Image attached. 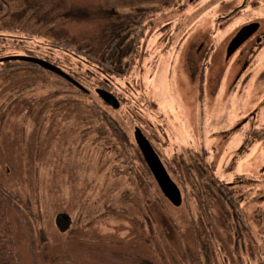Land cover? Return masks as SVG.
I'll return each instance as SVG.
<instances>
[{"label":"rangeland","instance_id":"1","mask_svg":"<svg viewBox=\"0 0 264 264\" xmlns=\"http://www.w3.org/2000/svg\"><path fill=\"white\" fill-rule=\"evenodd\" d=\"M166 1L34 0L44 17L41 29L54 32L37 38L41 42L55 33L69 34L71 26L78 28L76 32L83 37L87 27H102L147 11L151 24L143 39L140 60L127 77L113 80L122 102L119 109L108 107L98 97L99 72L86 79L88 66L64 53L26 41L6 47L0 59L25 56L31 51L37 58L76 73L74 79L131 140L135 129H142L165 166L175 154L188 150L204 154L220 180L234 183L233 191L254 235L264 236V41L253 48L249 43L242 46L239 54L243 52L246 69L235 82L201 89L195 85L193 75L201 48L203 53L223 51L243 25L251 21L264 24V0H248L228 21L221 17L245 0H173V5ZM59 17L65 20L63 24L49 22ZM6 63H0V72L8 66ZM19 74L11 71L0 75V184L33 205L38 196L42 216L40 225L31 222L36 234L32 242L25 228L15 222L22 264H158L153 251L132 233L130 223L138 221L139 204L134 192L127 190L125 180L103 174L94 156L88 161L85 155L68 154L74 139L80 137L77 133L83 119L59 117L56 126L48 130L39 122L46 112L45 103H36L42 90L16 92V86L30 83L28 77L15 79ZM109 198L124 208L125 217L104 213ZM81 208L83 211H78ZM157 210L154 204L151 214L155 223L161 220ZM60 213L72 218L66 233L55 225ZM181 214L187 216L185 207L170 208L169 216L176 224L161 214L172 236L166 244L167 253L158 249L166 264H181L168 249L169 244L177 243L178 233L173 226L179 225ZM182 231L185 235L191 233L186 226ZM155 236L153 233L152 238ZM166 256L171 258L168 263Z\"/></svg>","mask_w":264,"mask_h":264},{"label":"trees","instance_id":"2","mask_svg":"<svg viewBox=\"0 0 264 264\" xmlns=\"http://www.w3.org/2000/svg\"><path fill=\"white\" fill-rule=\"evenodd\" d=\"M172 1L166 2L175 4ZM50 19L49 22L54 24L65 22L62 17ZM43 20L41 8L34 0H0V57L8 46L17 47L26 41H35L38 47L64 53L88 66L84 73L88 80L95 71L99 72L98 76L102 77L97 85L100 87L103 86V79L121 80L132 72L142 55L143 39L151 24L149 14L143 10L115 19L102 27H87V32L81 31L86 32L83 37L76 32L78 28L71 26L69 34L57 36L55 33L54 37L41 42L37 38L49 36L52 31L41 29ZM26 55L35 56L31 51ZM6 64L8 66L0 75L17 71L21 74L16 75L15 79L28 77L30 80L29 84L16 86V92L22 94L26 90H42L36 103H45L43 110L46 112L39 122L45 124L48 130L56 126L59 117H70L74 121L83 119L79 122L77 133L80 137L74 139L75 143L67 150L68 154L76 157L85 155L88 161L94 156L96 167L103 174L105 172L111 178L125 180L127 190L134 192L135 202L139 204L138 221L130 223L134 229L132 233L153 251L158 264H166L158 249L167 253L166 244L172 236L167 233V221L161 214L172 219L169 210L173 206L159 189L135 141L101 105L92 100L90 92L81 91L38 65L25 62ZM61 69L75 78L76 73L72 74L63 67ZM173 173L184 198L179 208L185 207L187 216L181 214L179 225L173 226L178 239L175 246L168 245L173 248L168 247L169 252L175 254L170 256L181 264H264V236L254 235L235 193L217 177L213 165L202 156L193 166L177 164ZM108 200L102 209L104 213L125 217L124 208L114 200ZM36 201L37 204L33 205V202L0 184V264H22L15 222L25 228L32 242L36 234L31 222L37 225L42 222L38 196ZM154 204L160 223H155V217L152 218ZM78 211H83V208ZM11 215L18 220L14 221ZM172 220L175 223L174 218ZM185 226L189 227L190 234L185 235L182 231ZM152 229L155 238H152ZM39 234L43 236L42 231ZM31 256L36 259L32 246ZM166 259L167 263L171 261L170 257L166 256Z\"/></svg>","mask_w":264,"mask_h":264},{"label":"flooded vegetation","instance_id":"3","mask_svg":"<svg viewBox=\"0 0 264 264\" xmlns=\"http://www.w3.org/2000/svg\"><path fill=\"white\" fill-rule=\"evenodd\" d=\"M246 2H248V0H245L242 5L234 7L233 10L224 14L221 17V19L228 21L231 18H234L245 7ZM240 33L241 34L242 33L249 34V37L244 42H242L241 44H238L235 46L234 41L238 38ZM263 41H264V24H261L258 21H254V22L251 21L250 23L243 25L240 29H238L230 37L228 45L224 46L223 51L222 50H220L218 52H210L209 51L208 53H203V52H201L202 51V48H201L196 54L198 59H197V64H196V70L193 74V75L196 74L194 76L195 85L201 89H203L205 86L209 89H215V88L220 87L222 85L224 86V85H227L231 82L237 81L243 75V73L246 69V67L244 66V63H242L243 62V52H241L239 54L240 49L242 48L243 45H246L247 43H249L251 48L257 47ZM238 65H240L241 67H239V71H236V68ZM231 78H232V80H231ZM224 82H225V84H223ZM114 88L115 87L113 85V81L109 80V79H104L103 86L97 87V89H103V90L110 92L121 102V100L118 97L117 93L115 92ZM121 104H122V102H121ZM136 129H140L142 131L141 128H136ZM142 133H143V131H142ZM143 135L145 136L144 133H143ZM133 141H135V143H136L135 137H134ZM148 141L152 145V143L149 139H148ZM136 145H137V143H136ZM154 150H155V148H154ZM155 152L157 153L156 150H155ZM140 153H141V151H140ZM202 156L205 157V155L200 153V152H197V151L193 152L192 150H188L186 153L173 155L171 157L169 163L166 166L164 165L163 162L162 163L165 166L166 170L168 171L171 179L177 184V182L175 180L174 173H173V171L176 170V165L181 164L182 167H183V165L193 166L198 161H200V158ZM205 159H206V157H205ZM226 185H228L229 188L233 191L234 183L231 185H229V184H226ZM177 186H178V184H177ZM233 192L235 193V191H233Z\"/></svg>","mask_w":264,"mask_h":264},{"label":"water","instance_id":"4","mask_svg":"<svg viewBox=\"0 0 264 264\" xmlns=\"http://www.w3.org/2000/svg\"><path fill=\"white\" fill-rule=\"evenodd\" d=\"M249 32V31H248ZM249 37V34L240 33L238 38L234 41L235 46L241 44ZM233 42V43H234ZM8 63V62H25L31 63L40 66L46 71H50L55 75L65 79L69 83L76 86L81 91L87 92L79 82H77L74 78H72L69 74L63 71L60 67L52 64L44 59H40L34 56H16V57H7L1 58L0 63ZM97 95L110 107L114 109H119L121 104L120 101L110 92L97 89ZM135 140L136 143L142 153V156L151 171L157 185L159 186L162 194L166 197V199L175 207H181L183 204V196L180 188L177 184L171 179L168 171L166 170L165 166L163 165L160 157L155 152L154 148L148 141V139L143 135L140 129L135 130ZM72 218L66 213H60L56 216L55 225L57 229L61 233H66L70 230L72 226Z\"/></svg>","mask_w":264,"mask_h":264}]
</instances>
